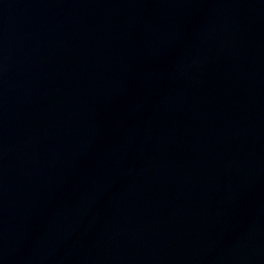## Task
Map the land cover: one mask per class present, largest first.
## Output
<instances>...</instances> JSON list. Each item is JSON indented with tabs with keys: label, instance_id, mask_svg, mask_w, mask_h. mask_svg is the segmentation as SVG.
Returning <instances> with one entry per match:
<instances>
[{
	"label": "water",
	"instance_id": "obj_1",
	"mask_svg": "<svg viewBox=\"0 0 264 264\" xmlns=\"http://www.w3.org/2000/svg\"><path fill=\"white\" fill-rule=\"evenodd\" d=\"M0 264H264V0H0Z\"/></svg>",
	"mask_w": 264,
	"mask_h": 264
}]
</instances>
